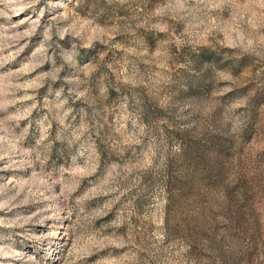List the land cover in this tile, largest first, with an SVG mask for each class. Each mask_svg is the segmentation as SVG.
<instances>
[{
	"label": "rangeland",
	"instance_id": "obj_1",
	"mask_svg": "<svg viewBox=\"0 0 264 264\" xmlns=\"http://www.w3.org/2000/svg\"><path fill=\"white\" fill-rule=\"evenodd\" d=\"M0 264H264V0H0Z\"/></svg>",
	"mask_w": 264,
	"mask_h": 264
}]
</instances>
